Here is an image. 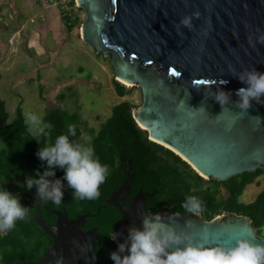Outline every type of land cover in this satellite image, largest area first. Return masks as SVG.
Masks as SVG:
<instances>
[{"label":"water","instance_id":"water-1","mask_svg":"<svg viewBox=\"0 0 264 264\" xmlns=\"http://www.w3.org/2000/svg\"><path fill=\"white\" fill-rule=\"evenodd\" d=\"M75 1L85 12L81 40L97 55L110 58L115 78L139 90L141 104L132 116L149 140L178 155L206 180L224 182L259 169L264 175V103L253 100L241 112L236 91L246 85L229 71L255 67L264 72V44L248 43L257 28L264 31V0ZM193 12L200 16L193 18L192 30L178 29L179 21ZM173 69L178 75L170 74ZM219 90L231 93L223 106L214 99ZM124 169L127 179L97 209L98 214L108 206L119 210L121 218L112 229L119 244L126 242L129 229L142 228L147 198L142 192L131 196V175ZM18 179L25 182V174ZM29 195L39 211L29 219L52 240L38 264H58L60 258L62 264L104 263L94 253L97 231L84 230L94 215L70 219V203L53 210L35 187ZM41 209L56 218L55 224L44 220ZM179 214L178 231L194 232L211 245L232 246L240 236L264 243L248 217L230 213L205 221ZM160 215L169 222L170 214ZM187 221L191 229L185 227Z\"/></svg>","mask_w":264,"mask_h":264},{"label":"trees","instance_id":"trees-1","mask_svg":"<svg viewBox=\"0 0 264 264\" xmlns=\"http://www.w3.org/2000/svg\"><path fill=\"white\" fill-rule=\"evenodd\" d=\"M68 30L76 25L68 17L63 18ZM116 94L121 98L128 94L118 82H114ZM133 106L122 102L111 110L106 122L100 125L95 135H91V145L101 163L109 166L106 181L100 186V197L95 200L69 199L72 189L64 183V200L60 206L51 202L46 205L53 210H60L65 203L70 219L90 214L86 229H96L99 239L94 249L97 256L105 259L103 264H113L109 255L118 250L119 243L109 238L114 224L121 218L119 210L114 206L97 209L118 190L127 179L124 166L131 175V196L142 192L147 195L145 211L158 214L185 213L181 207L188 195H195L204 202V211L199 216L210 221L224 214L234 213L248 217L256 233L262 235L264 225V191L249 203H242L240 198L250 184L263 177V171L245 173L228 181L219 182L206 180L196 173L178 155L167 148L149 140L147 133L140 129L133 119ZM9 114L5 104L0 100V137L4 147L0 149V185L18 195L21 202L30 208L29 217L36 214V209L29 190L24 182L17 187L9 185V181L17 179L13 174L36 175L38 170L42 175L47 170L45 162L35 155L39 147L48 146L55 142L60 134L67 133V125H76V135L70 137L74 143L79 141L82 133L81 121L77 114H69L65 110H51L44 121L49 124L48 137H33L28 132V125L20 109H17L15 118L8 122ZM56 179H62L63 170L55 169ZM53 179V178H50ZM18 182L20 180L17 179ZM68 189V193H67ZM42 216L49 224H54L55 217L42 212ZM195 217V216H193ZM52 245L51 238L43 232L29 218L18 221L16 227L7 234H0V264H38L39 259Z\"/></svg>","mask_w":264,"mask_h":264},{"label":"clouds","instance_id":"clouds-1","mask_svg":"<svg viewBox=\"0 0 264 264\" xmlns=\"http://www.w3.org/2000/svg\"><path fill=\"white\" fill-rule=\"evenodd\" d=\"M199 12H193L179 21L180 26L192 30L193 18H199ZM178 34L180 35L181 33ZM248 43L255 47L264 44V31L256 29L255 38L249 35ZM230 74L238 78L246 87L236 91L239 100L236 107L241 112H246L251 107V102L264 103V72H259L255 67L244 69L237 73L230 68ZM227 83V81H221ZM231 93L219 90L214 99L221 105L228 103ZM180 107V106H178ZM201 107L198 110L200 111ZM203 111L205 109L203 108ZM194 114V113H193ZM25 123L31 136L45 135L50 127L45 124L40 116L31 111L25 112ZM258 122L259 117H255ZM230 128V126H229ZM76 135V125H67V133L56 137L55 142L48 146L39 147L35 155L47 165V170L41 175L37 170L36 175L25 174L23 183L27 190L35 187L36 194L44 203L51 202L60 206L64 200V183L72 189L75 200H95L101 195L100 186L106 181L109 166L101 163L91 145V137L87 144L74 143L70 137ZM55 169L63 170L62 179H56ZM53 178V179H50ZM184 212L191 217H199L204 211V202L195 195H188L182 202ZM30 208L21 202L18 195L0 185V234H7L16 227L18 221L29 218ZM179 213H171L168 223L163 217L152 211H145L142 228H131L125 243L118 245V250L109 255L113 264H264V243H256L253 239L240 236L235 239L232 246L223 244L211 245L206 238H197L191 231H178L175 217ZM192 222L187 221L185 227L191 229ZM109 238L116 239V234L111 230ZM62 258L58 264H62Z\"/></svg>","mask_w":264,"mask_h":264},{"label":"rangeland","instance_id":"rangeland-1","mask_svg":"<svg viewBox=\"0 0 264 264\" xmlns=\"http://www.w3.org/2000/svg\"><path fill=\"white\" fill-rule=\"evenodd\" d=\"M33 1L0 0V100L9 114L8 122L15 118L17 109L24 118L25 112L36 113L44 123V117L51 110H65L79 116L82 133L79 141L87 144V138L95 135L107 121L113 107L125 101L133 110L140 106L139 90L115 78L110 58L97 55L81 40L84 10L66 13L71 22L76 21V26L68 30L63 12L47 6L61 15L64 35L59 37L60 41L52 29L44 34L41 20L44 1ZM29 41L31 47H28ZM115 81L128 90L126 96L120 98L116 94ZM48 131L49 127L41 137L47 138ZM3 147L0 137V149ZM257 181L259 185L246 186L240 198L242 203L253 202L264 191V176ZM262 232L264 236V225Z\"/></svg>","mask_w":264,"mask_h":264},{"label":"crops","instance_id":"crops-1","mask_svg":"<svg viewBox=\"0 0 264 264\" xmlns=\"http://www.w3.org/2000/svg\"><path fill=\"white\" fill-rule=\"evenodd\" d=\"M31 2H35V1L31 0ZM43 16H45V19L43 18ZM43 16H42L41 20L44 23V25H43L44 34H45V31L47 32L49 29H52L50 31L54 33L56 40H60L59 37L62 38L61 35L64 32L61 30L63 23H62V18H61L59 11L53 10V9L50 10V8H48L47 5L44 4V15ZM29 39H30V36H29ZM60 41H62V40H60ZM29 46L31 47L30 41L28 42V47ZM32 46L35 48L38 45H32ZM6 49H7V47H6Z\"/></svg>","mask_w":264,"mask_h":264},{"label":"built area","instance_id":"built-area-1","mask_svg":"<svg viewBox=\"0 0 264 264\" xmlns=\"http://www.w3.org/2000/svg\"><path fill=\"white\" fill-rule=\"evenodd\" d=\"M44 4L47 6L55 7L59 11L63 12L64 18L68 17L67 12L72 10L74 12H77L79 10H82L76 3L75 0H43ZM70 17V16H69ZM68 17V18H69ZM71 19V18H70ZM75 19V18H74Z\"/></svg>","mask_w":264,"mask_h":264},{"label":"flooded vegetation","instance_id":"flooded-vegetation-1","mask_svg":"<svg viewBox=\"0 0 264 264\" xmlns=\"http://www.w3.org/2000/svg\"><path fill=\"white\" fill-rule=\"evenodd\" d=\"M22 175H23V174H22ZM13 176H15V177L18 179V176H21V175L13 174ZM17 179H15V181H9V184H11L12 187H17V185L14 186V184H15L16 182H18ZM18 180H20V182H18V183H21V184H22L23 181H22L21 179H18ZM21 184H20V185H21ZM18 186H19V185H18ZM34 205H35V204H34ZM35 209H36V214H35V215L39 214V211H38V209H37L36 206H35ZM43 211H44L43 209L40 210L41 216H42V212H43ZM42 217H43V216H42ZM53 217H54V216H53ZM55 222H56V218H55ZM55 222H54V224H55ZM85 227H86V224H85V226H84V230H85V231L94 230V229H92V228H91V229H86ZM95 230H96V229H95Z\"/></svg>","mask_w":264,"mask_h":264},{"label":"snow or ice","instance_id":"snow-or-ice-1","mask_svg":"<svg viewBox=\"0 0 264 264\" xmlns=\"http://www.w3.org/2000/svg\"><path fill=\"white\" fill-rule=\"evenodd\" d=\"M172 75H178V73L173 69L172 72L170 73Z\"/></svg>","mask_w":264,"mask_h":264},{"label":"bare ground","instance_id":"bare-ground-1","mask_svg":"<svg viewBox=\"0 0 264 264\" xmlns=\"http://www.w3.org/2000/svg\"><path fill=\"white\" fill-rule=\"evenodd\" d=\"M120 81V80H119ZM122 84H124V85H130V84H128V83H126V82H123V81H120ZM131 86V85H130Z\"/></svg>","mask_w":264,"mask_h":264}]
</instances>
